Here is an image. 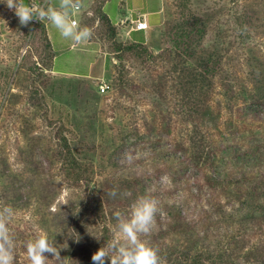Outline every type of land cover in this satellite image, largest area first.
I'll return each instance as SVG.
<instances>
[{
    "label": "rangeland",
    "instance_id": "obj_1",
    "mask_svg": "<svg viewBox=\"0 0 264 264\" xmlns=\"http://www.w3.org/2000/svg\"><path fill=\"white\" fill-rule=\"evenodd\" d=\"M162 1L161 26L149 18L146 35L138 31L129 36L138 44L146 41L141 47L122 41L113 25L121 0H82L73 19L89 27L93 36L77 46L64 40L50 21L20 25L14 11L0 2V207L14 210L9 228L15 236V264H30L25 245L40 234L60 250L63 264H93L92 255L103 247L88 231L90 226L95 234L101 230L82 210L86 194L64 179L71 168L67 159L85 166L102 185L99 188L110 182L103 194L115 232L114 214L130 217L133 206L117 182L127 165L138 173L147 171L146 190L168 183L169 166L177 168L176 158H182L175 140L184 118L159 100V92L166 91L168 98L173 92L167 90L162 66L152 54L169 49L172 39L195 34L188 60L192 65L217 61L219 75L227 80L241 76L239 82H244L258 75L264 79V0ZM27 2L59 5V0ZM152 4L137 7V13L156 6ZM116 42L123 43L122 51L116 52ZM89 65L91 77H75L88 76ZM101 82L108 85L104 93L98 90ZM201 120L212 134L222 132L225 111L212 104ZM259 135L264 136V130ZM183 172L179 179L187 181L182 186L188 189L171 190L167 207L185 199L180 206L185 214H197L195 177ZM65 199H70V211L62 208L59 213L58 203ZM122 201H129L127 209L115 207ZM158 207L157 215L166 216V207ZM47 255L48 264H60Z\"/></svg>",
    "mask_w": 264,
    "mask_h": 264
},
{
    "label": "trees",
    "instance_id": "obj_2",
    "mask_svg": "<svg viewBox=\"0 0 264 264\" xmlns=\"http://www.w3.org/2000/svg\"><path fill=\"white\" fill-rule=\"evenodd\" d=\"M129 41L135 47L146 45ZM194 41L195 34L185 33L172 39L169 49L152 54L162 66L167 90L170 87L173 92L170 98L166 91L159 92V100L184 118L175 140L182 156L176 158L179 166L170 165L168 183L154 189L146 190L143 184L150 179L147 171L138 173L132 165L126 166L117 182L133 204L142 197H159L158 203L166 207V216H156V231L146 236L163 264H264V136L259 135L264 130V79L258 75L247 76L244 82H239L241 76L227 80L219 75L217 61L190 64ZM122 47L123 43H115L116 52ZM212 104H220L226 115L224 129L214 134L201 120ZM73 159H67L71 168L64 179L69 187L86 194L82 210L95 218L101 230L95 234L90 226L89 234L105 246L116 234L114 221L108 218L111 209L104 204L103 193L110 190V182L99 188L96 178ZM182 171L195 177L197 214H185L180 207L185 199L167 207L165 199L171 190L188 189L182 186L187 181L179 179ZM70 207V199H65L57 210L62 213V208L70 211ZM115 207L127 209L129 201Z\"/></svg>",
    "mask_w": 264,
    "mask_h": 264
},
{
    "label": "clouds",
    "instance_id": "obj_3",
    "mask_svg": "<svg viewBox=\"0 0 264 264\" xmlns=\"http://www.w3.org/2000/svg\"><path fill=\"white\" fill-rule=\"evenodd\" d=\"M14 11L22 26H28L33 20L50 21L64 40L73 46L81 45L93 36L89 27H82L73 19V13L82 6V0H59L58 7L26 4L24 0H0ZM111 195L116 196L113 191ZM159 212L158 201L151 197L139 198L132 206L130 217H123L117 211L114 215L118 221L114 238L92 255L93 264H163L158 250L150 246L142 236L152 232ZM11 207H0V264H15V236L9 228L13 217ZM26 255L30 264H48V255L63 264L60 250L44 234L27 241Z\"/></svg>",
    "mask_w": 264,
    "mask_h": 264
},
{
    "label": "crops",
    "instance_id": "obj_4",
    "mask_svg": "<svg viewBox=\"0 0 264 264\" xmlns=\"http://www.w3.org/2000/svg\"><path fill=\"white\" fill-rule=\"evenodd\" d=\"M148 1L153 2L152 5H154V3H155L156 6L153 7V6L149 5V8H150L149 11H144V12L142 11V13H140V14L137 13V7H140V8L146 7L147 3H149ZM148 1L142 2V4H139V5H136V2H141V0H127V2H125V0H121L120 4L118 6V19L114 23V26L121 33L120 37L122 38L121 39L122 41L123 40L124 41L130 40L129 36L131 34H133L134 32H138V31L133 29L134 21L136 19L143 18L146 20V22L149 25V18H152L153 20H155V22H157L156 24H158V27L161 26V23L163 21V15H162L163 1L162 0H148ZM127 3H129L128 6L126 5ZM46 31H47V24H46ZM140 32H145V31H140ZM146 34H147V32H145V35ZM145 35H144V37H146ZM48 39H49V37H48ZM49 42H50V40H49ZM145 43H146V41H145ZM53 64H54V62L52 61V66H53ZM89 67H90V65L88 66V71L86 73V74H88V76H75V77H82V78L91 77V76H89L92 74L90 72ZM55 73H56V71H55ZM63 75H67V74L64 73Z\"/></svg>",
    "mask_w": 264,
    "mask_h": 264
},
{
    "label": "built area",
    "instance_id": "obj_5",
    "mask_svg": "<svg viewBox=\"0 0 264 264\" xmlns=\"http://www.w3.org/2000/svg\"><path fill=\"white\" fill-rule=\"evenodd\" d=\"M148 28H149V25H148V23L146 22L145 19L140 18V19H136L134 21V26H133L134 30L146 31ZM107 89H108V85L106 83H104V82H101L98 85V90H99L100 93L106 92Z\"/></svg>",
    "mask_w": 264,
    "mask_h": 264
}]
</instances>
